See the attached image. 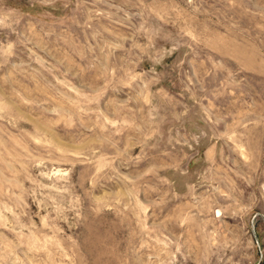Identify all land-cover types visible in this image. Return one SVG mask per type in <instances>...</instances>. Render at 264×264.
<instances>
[{
  "label": "rangeland",
  "instance_id": "374dc122",
  "mask_svg": "<svg viewBox=\"0 0 264 264\" xmlns=\"http://www.w3.org/2000/svg\"><path fill=\"white\" fill-rule=\"evenodd\" d=\"M0 264H264V0H0Z\"/></svg>",
  "mask_w": 264,
  "mask_h": 264
}]
</instances>
